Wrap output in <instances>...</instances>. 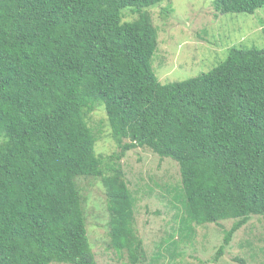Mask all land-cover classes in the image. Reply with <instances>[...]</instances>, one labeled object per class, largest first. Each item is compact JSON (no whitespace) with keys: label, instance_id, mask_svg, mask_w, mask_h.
Instances as JSON below:
<instances>
[{"label":"trees","instance_id":"16d2710c","mask_svg":"<svg viewBox=\"0 0 264 264\" xmlns=\"http://www.w3.org/2000/svg\"><path fill=\"white\" fill-rule=\"evenodd\" d=\"M162 1L0 0V264H98L81 176L106 187L109 246L123 264L145 260L119 163L139 146L179 164L180 184L165 188L183 209L175 246L196 226L234 219L222 255L264 216V49L232 46L209 71L164 83L152 65L158 30L142 10ZM214 5L254 14L264 0ZM127 7L139 17L124 21ZM97 104L121 147L109 156L87 122Z\"/></svg>","mask_w":264,"mask_h":264},{"label":"rangeland","instance_id":"374dc122","mask_svg":"<svg viewBox=\"0 0 264 264\" xmlns=\"http://www.w3.org/2000/svg\"><path fill=\"white\" fill-rule=\"evenodd\" d=\"M142 10L150 13L158 30L159 45L152 65L164 83L209 71L226 58L232 46L264 49V6L254 14H222L216 10L214 0H163ZM138 17L136 7L123 11L124 21ZM87 122L96 136L98 154L120 152L104 104H97ZM119 163L137 196L136 228L147 251L145 260L138 264H264V216L252 215L222 255L217 252L234 219L196 226V232L177 247L167 240L171 233L179 238L183 209L177 207L165 188L167 184H180L179 164L146 146L128 150ZM104 169L109 172L107 165ZM78 182L85 196L87 230L98 264H123L126 253L109 246L110 215L102 178L81 176Z\"/></svg>","mask_w":264,"mask_h":264}]
</instances>
